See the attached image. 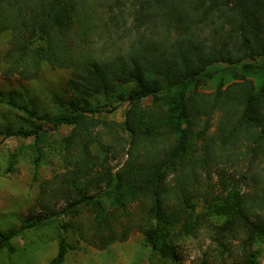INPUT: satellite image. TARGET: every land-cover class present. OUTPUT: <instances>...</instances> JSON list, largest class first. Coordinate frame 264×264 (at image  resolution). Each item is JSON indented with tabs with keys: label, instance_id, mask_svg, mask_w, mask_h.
Returning <instances> with one entry per match:
<instances>
[{
	"label": "trees",
	"instance_id": "1",
	"mask_svg": "<svg viewBox=\"0 0 264 264\" xmlns=\"http://www.w3.org/2000/svg\"><path fill=\"white\" fill-rule=\"evenodd\" d=\"M97 4L0 0V38L11 34L0 49L1 74L33 79L46 64L72 71L69 106L57 114L40 115L0 91V103L34 120L4 127L0 143L29 140L35 179L51 135L70 127L64 169L39 180L20 226L0 228V250L11 254L17 236L60 220L48 264H63L73 248L67 230L98 249L141 232L154 251L174 256V228L192 234L211 215L221 222L212 224L201 264H260L264 176L249 167L231 182L225 165L264 156V0H104L99 5L115 11L109 18ZM210 82L214 89L205 90ZM103 94L111 95L109 112L116 101L127 104L122 121L94 117L100 107L90 100ZM194 199L205 208L196 218Z\"/></svg>",
	"mask_w": 264,
	"mask_h": 264
},
{
	"label": "rangeland",
	"instance_id": "2",
	"mask_svg": "<svg viewBox=\"0 0 264 264\" xmlns=\"http://www.w3.org/2000/svg\"><path fill=\"white\" fill-rule=\"evenodd\" d=\"M98 2L96 13L109 18L105 12L113 14L106 4L99 5L104 0ZM113 0H108L112 3ZM107 3V2H106ZM133 21L128 20V26H132ZM10 31H4L0 38V49L4 51L9 42ZM110 45L113 40L104 36ZM103 41L99 40V46H103ZM125 44V43H124ZM123 44V45H124ZM105 45V44H104ZM116 47H122L116 45ZM248 61H252L248 59ZM226 65V63H222ZM70 68H52L45 65L40 75L33 79H24L17 75H4L0 73V91L13 94L16 99L23 104L34 107L40 115L57 114L67 110L68 102L71 99V91L67 82L71 76ZM254 75H251L253 77ZM214 82L205 88L212 90ZM110 94L96 95L90 101L93 106L100 107L94 117L122 121L127 108L125 102H114L117 108L109 112L108 101ZM34 123L22 110L0 103V131L6 127L13 128L29 127ZM70 131V127H62L55 131L44 148V156L40 166L37 168L38 179L34 178L36 168L33 164V154L28 147L29 140L9 137L0 143V228L7 230L18 227L23 219L27 217L31 205L34 203L39 189V180L50 177L57 171L64 169L63 154L61 150L62 138ZM20 152L15 164V170L7 169L11 153L14 150ZM125 156L115 160V164L122 163ZM221 166L213 168V181L218 183ZM256 171L260 176H264V156L259 160L249 164L247 156L228 162L225 168L228 169L231 182L235 177L246 169ZM194 218L200 215L205 208L203 203L194 199ZM197 220V219H196ZM198 221V220H197ZM221 220L216 216L207 215L200 218L197 230L192 234H179V225L172 231L176 255L163 256L158 251H154L145 242L143 233L135 232L125 241H116L105 249H98L88 245L72 231H63L73 248L67 253L63 264H201L205 259L204 253L212 246V224H219ZM60 230V220L46 226L35 227L26 230L13 240L14 250L9 254L6 250H0V264H48L56 255L58 248V233ZM262 253L260 264H264V242L261 244ZM210 259V257L208 258ZM217 259V260H216ZM209 264H222L220 258H211Z\"/></svg>",
	"mask_w": 264,
	"mask_h": 264
}]
</instances>
